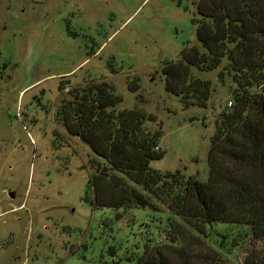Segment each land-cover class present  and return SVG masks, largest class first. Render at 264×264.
<instances>
[{"label": "rangeland", "instance_id": "obj_1", "mask_svg": "<svg viewBox=\"0 0 264 264\" xmlns=\"http://www.w3.org/2000/svg\"><path fill=\"white\" fill-rule=\"evenodd\" d=\"M197 1L0 0V264H137L146 238L163 242L172 231L166 206L150 194L157 211L90 206L86 181L102 159L56 115L67 89L105 79L122 98L118 110L155 116L144 126L161 131L164 155L150 165L205 181L214 120L235 86L226 60L212 70L191 69L212 82L205 107L183 108L164 89L161 72L185 46L198 45ZM225 229L237 227L217 225L214 232ZM252 245L242 238L228 253L219 250L218 264H243Z\"/></svg>", "mask_w": 264, "mask_h": 264}, {"label": "trees", "instance_id": "obj_2", "mask_svg": "<svg viewBox=\"0 0 264 264\" xmlns=\"http://www.w3.org/2000/svg\"><path fill=\"white\" fill-rule=\"evenodd\" d=\"M196 10L198 45L185 46L161 72L164 89L179 96L183 108L205 107L212 82L191 69L212 70L226 60L223 70L235 86L230 105L214 120L205 181L150 165L164 155L161 131L144 126L155 116L138 108L118 110L122 98L105 79L67 89L56 117L102 159L86 181L84 200L90 206L159 210L147 194L166 206L172 231L163 242L146 238L137 264H218L219 250L228 253L242 238L254 243L243 264H264V0H198ZM5 66L0 59V77ZM172 217L197 235L189 237ZM217 225L237 230L215 233ZM196 245L204 252H195Z\"/></svg>", "mask_w": 264, "mask_h": 264}, {"label": "built area", "instance_id": "obj_3", "mask_svg": "<svg viewBox=\"0 0 264 264\" xmlns=\"http://www.w3.org/2000/svg\"><path fill=\"white\" fill-rule=\"evenodd\" d=\"M228 105H230V101L228 102ZM155 149H157V146L155 147Z\"/></svg>", "mask_w": 264, "mask_h": 264}, {"label": "water", "instance_id": "obj_4", "mask_svg": "<svg viewBox=\"0 0 264 264\" xmlns=\"http://www.w3.org/2000/svg\"><path fill=\"white\" fill-rule=\"evenodd\" d=\"M9 195L11 196V195H12V193L10 192V193H9Z\"/></svg>", "mask_w": 264, "mask_h": 264}]
</instances>
